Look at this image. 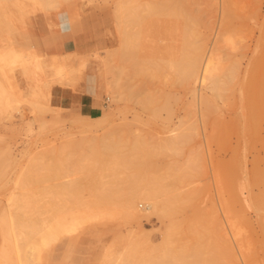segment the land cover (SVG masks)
Here are the masks:
<instances>
[{"label": "rangeland", "instance_id": "rangeland-1", "mask_svg": "<svg viewBox=\"0 0 264 264\" xmlns=\"http://www.w3.org/2000/svg\"><path fill=\"white\" fill-rule=\"evenodd\" d=\"M47 2L50 3L47 7L42 0H10L0 4V52L14 49L23 57L31 55L27 56L29 60L21 58L20 64L12 66V72L9 66L0 64V82L8 93L19 95L15 100L9 98L14 100H11L12 108L0 111V165L3 163L6 168L0 181V213L13 192V180L22 169L30 183L24 193L34 189L32 194L27 193L30 196L26 195L27 201L38 206L33 210H37L46 228L54 225L58 216L69 219L72 211L79 215L89 213L83 201L90 197H84L90 194L85 180L84 187L81 185L77 191L78 198L84 194L79 198L82 203L75 206L72 205L75 196L60 188L74 177L75 180L86 178L81 173L84 152L77 150L67 157L59 153L69 140L65 139L68 134L70 139L81 143L83 139L113 134L110 137L125 150L135 139L156 149L161 139L172 137L170 130L177 129L179 134L186 133L188 137L186 141L178 140L172 150L150 160L159 173L174 177L172 189L180 195L173 207L174 215L148 216L143 211L146 203L140 202V219L131 220L112 206L114 215L108 207L105 218H88L75 232L41 246V260L37 259L36 264H113L118 254L128 260L127 264L153 261L157 264H233L228 254L230 247L237 248L238 244L242 247L236 249L238 264H264V0ZM120 17L126 18L123 23L127 26L121 25ZM119 24L128 31L125 27L123 31L119 29ZM188 33L194 41L193 48L198 51L200 47L203 56L214 52L218 58L219 70L207 86L200 83L185 86L180 71L168 67L171 61L178 62L185 55ZM127 37L132 38L128 41L135 46L127 48L124 43ZM176 56L180 58L175 61ZM63 61L67 65V79L55 83L59 79L57 68ZM119 67L123 68L122 73ZM118 71L123 75L122 84L128 94L124 95L125 100L115 102L110 80ZM216 79L220 89L213 92ZM256 87L262 98L255 103L252 93ZM39 89L52 96L45 106L46 113L34 112L29 103L37 100L34 93ZM194 89L209 99L208 108L202 107L194 97ZM113 91L118 92V87ZM72 93L89 94L93 106L99 108V115L90 116L67 102L58 103L59 94L69 99ZM101 116H105L103 121L98 119ZM32 151L43 155L41 172H37L38 177H43L33 184L29 167ZM232 186L240 189V199L236 201L230 193ZM37 188L42 190V195ZM57 189H62L65 196ZM36 192L42 197L31 196L33 193L37 196ZM191 195L193 199L188 198ZM224 200L232 206L231 217L224 209ZM239 214H244L250 224L246 225ZM230 222L241 233L236 241L230 232Z\"/></svg>", "mask_w": 264, "mask_h": 264}, {"label": "bare ground", "instance_id": "bare-ground-1", "mask_svg": "<svg viewBox=\"0 0 264 264\" xmlns=\"http://www.w3.org/2000/svg\"><path fill=\"white\" fill-rule=\"evenodd\" d=\"M9 1L10 0H0V4L8 3ZM47 1L48 0H46V1L42 0V4L45 7H47L50 4ZM142 6H141V8H142ZM133 9H134V7H133ZM119 10L121 11L120 8H119ZM153 10H155V9H153ZM143 11H144V9H143ZM138 12H140V11H138ZM124 14H125V12H124ZM176 15L178 16V14H176ZM118 16H120V15H118ZM143 16H144V13H143ZM121 17L119 18L120 20H122V21L119 20L121 22V25L127 26V23H123L124 22L123 20L126 18L123 17L124 18L123 19ZM144 18H145V16H144ZM186 19H188V17ZM156 20L157 19H155V21ZM183 20H184V18H183ZM127 21H128V19H127ZM127 21H125V22H127ZM151 21H152V19H151ZM157 22H158V20H157ZM148 23H149V20H148L147 24ZM121 25L119 24V29L122 30L125 27V29H126L125 31H128L126 26L120 28ZM144 25L146 26V24H144ZM154 25H153V28H155ZM171 25H172V23H171ZM161 26H162V24H161ZM173 26H174V24H173ZM138 27H134V28H138ZM129 28H130V26H129ZM160 28H162V27H160ZM148 30H150V27L148 28ZM125 31H124V33L123 32H120V33H123V34H125L123 36H126ZM132 31H135V30H132ZM141 31H143L142 28H141ZM155 31L153 33H156ZM176 32H177V28H176ZM127 33L129 34V32H127ZM132 33H136V32H132ZM149 33H152V32H149ZM177 33H179V31ZM150 35L152 36L153 34H150ZM182 35H183V33H182ZM121 36H122V34H121ZM135 36H136V34H135ZM153 36H155V35H153ZM130 37H131V35H130ZM168 37H170V36H168ZM173 37H176V36H173ZM147 38H148V36H147ZM121 39H123V38H121ZM131 39H129V37H127L126 41L124 42L125 45L127 46V48H129V46L134 44L133 42H132V44L130 43ZM166 39L168 40V38H166ZM128 40H130V41H128ZM136 40H135V42H136ZM150 40H149V42L152 43V41H150ZM153 41H156V40L154 39ZM177 42H179V41H177ZM185 42L184 43L187 46L186 47L187 51L186 52L184 51L185 55L183 56V58L180 61H178L179 63L171 61L172 64L169 65L168 67L171 66L172 69H175V70L178 69L180 71V73L182 75V77H181L182 82H183V84H185V86H194L198 83H200L203 86H207L208 81H210V79L215 77V74L219 70V67L216 63L218 58L214 52L206 54L205 56H203L200 47H199L198 51H197L196 47L193 48L194 47V41L192 40V38L190 39L189 33H188V38L185 39ZM144 43H145V46H148L145 41H144ZM170 44L171 43H169V45ZM160 45H162V44H160ZM126 46L124 49H126ZM132 46H135V44ZM150 46H151V44H150ZM165 46H166V44H165ZM9 47H10V44H9ZM156 47H157V45H156ZM160 48L162 49V47H160ZM130 49H131V47H130ZM156 49H155V51H156ZM130 52H132V50ZM149 53L152 54L151 51ZM169 53L170 52H168V54ZM192 53H194V54H192ZM153 54H155V53H153ZM28 55L31 56L30 54H28ZM125 55H127V54H125ZM159 55L161 56V54H159ZM27 56L23 57L16 50L9 49L7 52L6 51H4L2 53L0 52V64L6 66L7 68L9 66L10 67L9 69L11 70L13 68L12 66H14V65L16 66L18 63L20 64L19 61L21 58L25 59ZM178 56H180V55H178ZM176 58H177V56L175 57V61H176ZM178 58H180V57H178ZM29 59H30V57L29 58L27 57L25 60L27 61ZM145 59H146V57H145ZM25 60L21 63H25L26 62ZM156 60H157V58H156ZM63 62H64V64H61L57 68L56 75H57V78H59V79L56 80V78H54V80H56V81H53V82H55V83H58L59 80L62 82L64 80V78H66V76H67V74L65 73V69H66L67 65L65 64V61H63ZM21 66H23V65H21ZM155 66H157V65H155ZM1 69H2V72H4L5 69L4 70H3V68H1ZM118 69L122 73L123 68L119 67ZM12 70L10 72H12ZM71 70H74V68L73 69L71 68ZM118 72L116 73L117 75L114 78H112V79L110 78L111 79L110 80V86L112 87V89H111L112 90L111 91L112 96L111 97L115 102H118L119 100H125L126 97L124 98V95L126 96L128 94V92L126 94V91H124L125 85L122 84V79H123L122 76L123 75L120 72L118 74ZM72 73H73V71H72ZM70 75H69V77H70ZM73 75H75V74H72V76ZM50 79H52V78H50ZM50 79H49V81H50ZM72 79H71V81H70V79L68 81L72 82ZM46 81H47V79H46ZM2 83L0 82V111L3 110V108L5 110H8L11 107V102L16 99V96L17 97L19 96L18 93L17 94L14 92L10 93L11 91L8 93L7 88ZM45 83H43V84L47 85V83L46 84ZM50 84H51V81H50ZM214 84H217V85H216V87L212 88L213 92L220 89V85H219L220 83H219L218 79L215 80ZM71 86H73V85L71 84ZM10 87H11V85H10ZM115 87H118V92L113 91V89ZM198 90H196V89L193 90L194 97H196V99L200 100V104L202 107L204 106V107L208 108L209 104H210L209 99L207 97L203 96L202 94H199ZM9 94H11V95L8 96ZM13 94H15V97L13 96ZM252 96H254V98L252 100L255 99L254 100L255 103L257 101L261 100L262 93L258 87H256L253 90ZM11 97H13V99L14 98L15 99L14 100L11 99L12 100L11 101L9 99ZM35 98L37 100H32L33 102L29 101L31 107H33V109H34L33 111L34 112L39 111V112H44V113L48 112L46 107L49 104L42 103L41 101H38V95L37 94H35ZM18 99L21 100L22 97L21 98L19 97ZM110 100H111V98H110ZM49 108L51 109V107H48V109ZM45 110H46V112H45ZM153 110H154V115L156 116L157 111L155 110V108ZM104 117L105 116H101V117H98V119H102ZM98 119H96V121H98ZM70 121L71 120H69V122ZM102 121H103V119H102ZM71 123H73V122H71ZM176 131H177V129H176ZM176 131L175 130L168 131L172 135V137L167 138V139H161L160 143L157 146L158 148L156 147V149L152 148V147L148 148V147H146V145H144V142L142 140L135 139L134 143L127 150H125L124 147L121 146L119 142L114 141V139L111 138V137H113L112 136L113 134L110 135L111 137L105 135L103 137H92L89 139H83V141L81 143V142L74 141V139H70V135L67 133L68 136L66 135L65 139L68 137L67 139H69V140L68 141L66 140L67 143H64L65 145H64L63 151L59 152V153H61V155H65L67 157V156L73 154V152L77 151V150L84 152L85 155L83 154L84 155L83 160L81 161L84 163V166H83V164H81L83 171L81 170L82 171L81 172L80 169L78 171H80L82 173V175H84V177H86V178L85 179L83 178V180L81 178H78L75 180V177H74V180H70L68 182H65L63 187L58 186V188L59 187L62 188L65 191V193L67 192V194L70 193L71 195L70 194L69 195L71 197L75 196L76 199L74 198V202L72 203V205L74 204V206H75L76 203H82V200H80L79 198L81 197V199H82V196L84 194L80 195L79 198H78L77 194L79 192L78 190L81 189V187L83 186V183L86 181V183L84 185L87 184L86 187L89 189L91 195L88 193L89 191L86 192V193H88V195H85L84 197H86V196L87 197L90 196V197L87 199L88 201H85L84 199H83V201L85 202L84 203L85 207L89 209L88 210L89 213H87L85 215H79L77 212L74 213V211H72L68 215L70 217L69 219L68 218H62L61 216H58L54 221L55 224L46 228L45 224L42 223L43 219H40L41 217L40 218L38 217L37 210H35V212L33 210V209H37L38 206L36 204L34 205V203H30L31 201L30 202L27 201V196H28L27 193L28 192L26 190V192L24 193V190L27 189L26 186H29L30 183H28V178L25 177V175H26L25 171L22 169L21 172L19 173V175L16 177V179L13 180V184H12L13 185V192H11L9 194V196L7 197V200H6L7 202L5 203L4 210L2 213H0V237L2 240V242L0 244V259L3 262V263L1 262V264H36L37 263L36 261L41 260V258L39 259V251L40 252L42 251V250H40L41 246L49 245L52 242H54L55 240L59 239L60 236H64L65 234L75 232L78 228L80 229L79 226H81L83 223H85L89 219L97 218L100 216L105 218L106 217L105 211L108 207H110V208H112V206H114V208L116 207L117 209L120 210V213L124 214V216H126L127 219L129 218L131 220H136V219L139 220L140 219L139 211H138V204L140 202L146 203V207L143 211H147L148 216L149 215H155V216H158L159 218H167V217L174 215L173 207H174L175 201H177L180 198V195L172 189V186H173L172 184L174 183V180L172 179L173 176L170 174L164 175V174L159 173L157 168L154 167V164L150 163V160L152 157L157 156L164 151L172 150L174 144H176L178 142V140H182V141L185 140L186 141L188 134L187 135H185L186 133L185 134H183V133L179 134L178 131H177L178 134H176L175 133ZM71 138H72V136H71ZM33 152L34 151H32V153ZM27 154L28 153H26V155ZM30 155H31L30 161H32V162L30 163L29 167L31 170L30 172L32 174L31 184H33V183H37L39 181V179H38L39 177H40V181H41V178L43 177V176L38 177V173H37V172H39L38 170H40V172H41V169H39V168L40 167L42 168L41 164H43V163H41V160L43 159V155L39 151H37L33 154L30 153ZM27 156H29V155H27ZM62 157H64V156H62ZM1 165H2V168L0 167L1 168L0 169V181L4 178V176L6 174L5 166L3 165V163H1ZM79 168H80V166H79ZM75 169H77V168H75ZM39 174H41V173H39ZM106 178H107V180H106ZM103 179H105L107 182H103V181H105ZM42 180L44 181V179H42ZM43 181H42V183L44 184ZM39 185H42V184H40V182H39ZM40 188H43V186H41ZM62 189H57V191L61 190V192H59V193H63ZM32 190H34V189H31L29 191V193H31ZM38 190L41 194L42 190L41 191H40V189H38ZM38 190H36V191H38ZM84 190H85V188L82 189L81 192L83 193ZM238 190H240V189L237 188L236 186L231 187L230 193H231L233 201L240 199V191H238ZM38 193L36 192L37 196L35 195V193H33L34 195H31V196L38 197L39 196ZM60 195L61 194H59V196ZM63 195H64V193H63ZM69 195H66V196L68 197ZM28 197H30V196H28ZM39 197H42V196H39ZM54 197H55V195H54ZM32 198H30V200ZM60 198H61V196H60ZM188 198L193 199L192 195L189 196ZM62 199H63V197H62ZM71 200H73V199L71 198ZM36 201L38 202V205L40 206L39 201L37 199H36ZM41 201H42V198H41ZM56 201H58L57 198H56ZM65 201H66V199H65ZM58 204H60V203H58ZM223 206H224L226 213L228 215H230V217H231V215L234 214L232 206L225 200H224ZM110 208H108V209L110 211H112L113 214L116 213V212H114L116 210V208H115V210L113 208L111 210ZM39 209L42 210V207H39ZM41 213H42V211H41ZM103 214L105 216H103ZM113 214H111V215H113ZM117 214H119L118 211H117ZM114 215H116V214H114ZM119 215H121V214H119ZM108 216L110 217V215H108ZM240 218H241V220H243V222L246 225L250 224V222L248 221L247 217L244 214L243 215L241 214ZM227 223L229 224L228 221H227ZM237 227H236V224H234L233 222H230V232L232 234L233 240L239 239V236L241 235V233ZM237 242H239V240ZM234 246L230 247L231 249H230V253L228 255H229L231 262L233 264H238L239 255H238V252L236 251V249L238 247L242 249V247L239 246V244L237 245L238 246L237 248ZM241 254H243V251L241 252ZM40 255H41L40 257H42V254H40ZM110 255L111 254L109 252L108 256H110ZM118 255L119 256L117 257V259H114L115 262L113 264H127L128 260H124V258L122 257V254H118ZM115 257H116V255H115ZM37 259H39V260H37ZM112 259L110 258L109 260H112ZM38 264H41V263H38ZM150 264H157V262L153 261Z\"/></svg>", "mask_w": 264, "mask_h": 264}, {"label": "crops", "instance_id": "crops-1", "mask_svg": "<svg viewBox=\"0 0 264 264\" xmlns=\"http://www.w3.org/2000/svg\"><path fill=\"white\" fill-rule=\"evenodd\" d=\"M35 94L38 95V100H42V103L49 104V101H51L52 96L50 94H46V92L44 93V91L41 89H39L38 92H35ZM63 96V94H59L56 97L58 103L64 104V102H67L71 107H75L78 111L88 113L90 116L99 115V108L93 106V101L89 97V94L72 93L71 95H69V99L64 98Z\"/></svg>", "mask_w": 264, "mask_h": 264}]
</instances>
